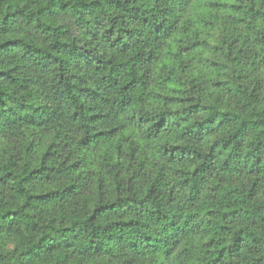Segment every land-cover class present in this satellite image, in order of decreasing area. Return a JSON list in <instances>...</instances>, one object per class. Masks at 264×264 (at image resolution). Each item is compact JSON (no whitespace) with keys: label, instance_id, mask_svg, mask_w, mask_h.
I'll list each match as a JSON object with an SVG mask.
<instances>
[{"label":"trees","instance_id":"trees-1","mask_svg":"<svg viewBox=\"0 0 264 264\" xmlns=\"http://www.w3.org/2000/svg\"><path fill=\"white\" fill-rule=\"evenodd\" d=\"M0 264H264V0H0Z\"/></svg>","mask_w":264,"mask_h":264}]
</instances>
